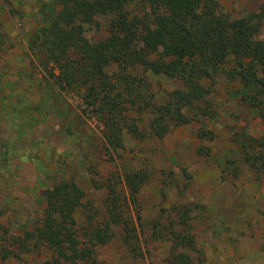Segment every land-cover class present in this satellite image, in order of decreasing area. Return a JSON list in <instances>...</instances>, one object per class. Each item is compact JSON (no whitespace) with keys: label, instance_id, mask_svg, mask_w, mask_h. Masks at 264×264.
Listing matches in <instances>:
<instances>
[{"label":"trees","instance_id":"16d2710c","mask_svg":"<svg viewBox=\"0 0 264 264\" xmlns=\"http://www.w3.org/2000/svg\"><path fill=\"white\" fill-rule=\"evenodd\" d=\"M142 1L148 11L138 14L127 9L132 0H46L27 38L26 53L46 82L41 101L48 89L59 99L74 96L75 107L65 113L74 119L65 130L84 135L88 146L87 120L97 125L103 150L94 155L97 164L106 155L113 161L125 137L159 138L174 126L214 119L208 96L227 63L234 64L239 103L264 124V40L256 37L261 16H230L216 0ZM98 18H107L106 33L89 38L88 27ZM147 74L175 85L156 95ZM231 140L236 156L225 164L233 176L241 162L264 177V135L242 128ZM197 153L208 150L199 146ZM97 164L86 174L103 194L101 205L86 208L74 174L54 175L43 191L38 222L19 234L0 224V264H102L99 251L111 243L121 246L131 264H140L152 239L169 245L164 264L201 262L190 232V205H173V215L149 228L141 220L138 194L150 171L103 173Z\"/></svg>","mask_w":264,"mask_h":264},{"label":"rangeland","instance_id":"374dc122","mask_svg":"<svg viewBox=\"0 0 264 264\" xmlns=\"http://www.w3.org/2000/svg\"><path fill=\"white\" fill-rule=\"evenodd\" d=\"M45 1L0 0V224L13 234L40 220L41 197L54 175L74 174L85 191L86 208L99 207L103 200L86 174L91 163L97 164L94 155L99 149L103 155L97 125L87 120L89 146L84 135L65 130L74 119L65 113L75 107L76 98L59 99L48 89L42 102L40 88L45 89L46 82L26 53L28 35ZM216 1L230 16L260 15L256 37L264 40V0ZM143 4L132 0L127 9L142 14L148 11ZM106 21L98 18L86 35L103 37ZM233 71L234 64L227 63L208 96L214 119L174 126L159 138L125 137L124 149L113 153V161L106 155L97 164L103 173L131 167L150 171V180L138 194L141 220L149 228L155 219L163 223L173 215V205H190V232L200 249L199 264H264V177L241 162L233 176L225 164L236 156L231 140L236 129L264 135L263 122L234 94L238 84ZM146 81L156 95L175 85L150 74ZM199 146L206 147L208 155H199ZM132 213L136 215L133 207ZM168 246L152 239L143 247L140 264H164ZM122 252L121 246L111 243L100 249L98 258L102 264H131Z\"/></svg>","mask_w":264,"mask_h":264}]
</instances>
